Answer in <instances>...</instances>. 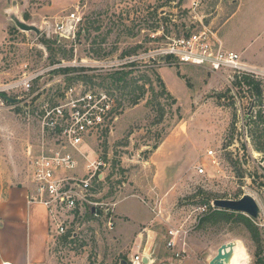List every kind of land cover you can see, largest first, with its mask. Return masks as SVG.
I'll list each match as a JSON object with an SVG mask.
<instances>
[{
    "label": "rangeland",
    "instance_id": "1",
    "mask_svg": "<svg viewBox=\"0 0 264 264\" xmlns=\"http://www.w3.org/2000/svg\"><path fill=\"white\" fill-rule=\"evenodd\" d=\"M78 5L80 34L75 42L58 40L55 23ZM12 13L41 34L20 31ZM187 28L217 34L256 75L244 82L194 66H154L151 52ZM63 61H76L86 71L65 78L48 74L35 84L49 86L50 105L65 87L83 81L115 95L121 111L112 132L82 149L109 168L101 169L105 181L91 190L94 206L87 204L70 230L76 240L52 238L57 264H132L143 253L149 264H210L232 242L244 246L248 264L264 260V152L257 151L256 129L248 119L264 115V0H0V84L21 78L26 65L43 71ZM110 66L125 67L136 86L117 88ZM81 76L93 77L92 83ZM141 86L147 93L133 104ZM43 102L0 105V199L12 188H35V162L58 149L59 138L43 130ZM80 161L77 176L83 177L86 160ZM202 166L205 174L199 173ZM245 195L260 206L257 220L240 213L210 220L218 213L215 200ZM206 205L210 210L200 214ZM182 225L183 237L169 250L170 228Z\"/></svg>",
    "mask_w": 264,
    "mask_h": 264
},
{
    "label": "built area",
    "instance_id": "2",
    "mask_svg": "<svg viewBox=\"0 0 264 264\" xmlns=\"http://www.w3.org/2000/svg\"><path fill=\"white\" fill-rule=\"evenodd\" d=\"M199 5L200 2L195 4L196 7ZM80 10L78 5L73 12L55 23V36L58 40L66 39L75 42L77 34L81 32L83 21L79 16ZM187 30L190 31L189 35L176 37L168 45L151 52L152 59L157 63L154 66H194L215 74H227L233 81L256 75V70L244 61L241 54L224 48L214 32L205 29L191 33L190 28ZM124 68H111L110 66L109 70L114 73ZM65 69L75 71L63 73ZM83 69H86L85 66L78 65L76 61L68 63L63 61L43 71H31L26 65L21 78L0 84V105L2 107L7 104L18 106L27 100L38 102L44 99L45 102H43L39 116L43 130L59 138L57 151L51 156H44L37 160L33 166L32 175L36 194L32 196L31 201L40 203L47 209L52 238L56 236L64 238L67 235H71L69 240L77 238V234L70 233V230L74 227L77 217H84L86 205H92L89 198L94 184L105 181V173H102L101 169L109 168L101 158L91 160L82 149L88 140L99 139L104 134L112 132L121 111L120 103L115 95L104 88L101 89L83 81L65 87L57 97V103L53 105H50L51 100L46 98L49 86L41 88L35 86L38 82H42L48 74L51 76L62 73L64 78L80 76L86 71H82ZM62 81L59 80V82ZM7 98L16 99L18 102L11 104ZM39 114L40 112L37 115ZM80 157L87 161H85L87 175L83 177L77 176ZM209 157L215 158V153L210 151ZM198 170L200 174H205L203 166ZM212 207L213 210H217L213 204ZM209 210L207 205L198 209L200 214ZM95 212L96 210L93 212L91 209V214ZM184 225L180 229L170 228L167 242L169 250H176L177 238H182L185 233ZM184 252L185 250L182 249L175 255L180 258ZM145 257V253L135 256L132 264H144ZM147 258L149 263L152 262L148 256ZM2 264L12 263L3 262Z\"/></svg>",
    "mask_w": 264,
    "mask_h": 264
},
{
    "label": "crops",
    "instance_id": "3",
    "mask_svg": "<svg viewBox=\"0 0 264 264\" xmlns=\"http://www.w3.org/2000/svg\"><path fill=\"white\" fill-rule=\"evenodd\" d=\"M35 188H12L0 199V264H57L47 209L32 202Z\"/></svg>",
    "mask_w": 264,
    "mask_h": 264
},
{
    "label": "water",
    "instance_id": "4",
    "mask_svg": "<svg viewBox=\"0 0 264 264\" xmlns=\"http://www.w3.org/2000/svg\"><path fill=\"white\" fill-rule=\"evenodd\" d=\"M10 18L20 31L28 33L33 32L37 35L41 34V30L37 26L28 24L15 13L10 14ZM7 101L11 104H16L18 102V100L12 98H7ZM213 205L217 210L240 213L254 221L259 218L261 213L258 202L251 195H245L240 200H215ZM94 211L95 209H93V212ZM233 247L234 242L222 245L210 264H230L234 255ZM143 263L149 264L148 258H144Z\"/></svg>",
    "mask_w": 264,
    "mask_h": 264
},
{
    "label": "trees",
    "instance_id": "5",
    "mask_svg": "<svg viewBox=\"0 0 264 264\" xmlns=\"http://www.w3.org/2000/svg\"><path fill=\"white\" fill-rule=\"evenodd\" d=\"M182 1V0H181ZM88 30H85V33H87ZM190 31L189 30H185L184 35H189ZM125 69V68H124ZM123 69V70H124ZM123 70L121 71H117L114 72L113 75L111 76V78L114 79L115 83L117 84V88L119 89H127L128 86H136V84L138 83V81L136 79H132L128 81V75L129 73L127 72H123ZM69 71H75L74 69H65L62 72H69ZM82 71H85L84 69ZM157 76V74H156ZM83 79H89L92 83L93 77H88V76H81ZM157 79L160 83V85L162 86V88H165L164 82L163 80L157 76ZM248 77H245L243 79V81H247ZM89 81V82H90ZM243 81H239L241 84L243 83ZM120 83H123V86H119ZM249 83V82H248ZM251 84V83H250ZM253 87H258V89L260 88V86L258 84H255V82H252ZM139 90H141L142 94L141 96H135L132 99V103L133 104H138L139 100L144 97L147 93V90L145 89V86H141L139 87ZM258 95L261 96L262 95V91L259 90ZM171 97V96H169ZM248 119L250 121V126H254V128L256 129L255 134H252V136L255 139V145L257 148V151L259 152H264V115L262 114V112L259 113V115L257 117H253L251 115L248 116ZM217 211V210H216ZM227 213H229L228 211H219L218 213L213 214L210 217V220H214V221H218V220H227L231 218V215H240V214H236V213H231L230 215H228ZM71 237V235H67L64 238H62V240H64L65 242L69 241V238ZM76 240L75 238L72 240L74 241ZM258 263L259 264H264V260L261 258H258Z\"/></svg>",
    "mask_w": 264,
    "mask_h": 264
},
{
    "label": "bare ground",
    "instance_id": "6",
    "mask_svg": "<svg viewBox=\"0 0 264 264\" xmlns=\"http://www.w3.org/2000/svg\"><path fill=\"white\" fill-rule=\"evenodd\" d=\"M233 258L230 264H248L249 256L244 246L239 242H234Z\"/></svg>",
    "mask_w": 264,
    "mask_h": 264
}]
</instances>
